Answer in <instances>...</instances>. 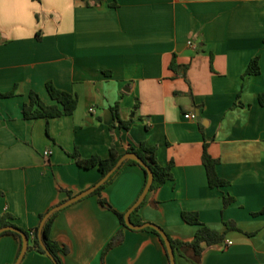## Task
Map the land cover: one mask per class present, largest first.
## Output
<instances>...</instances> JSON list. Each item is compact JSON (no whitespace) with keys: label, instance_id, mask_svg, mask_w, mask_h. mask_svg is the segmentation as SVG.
<instances>
[{"label":"crops","instance_id":"crops-1","mask_svg":"<svg viewBox=\"0 0 264 264\" xmlns=\"http://www.w3.org/2000/svg\"><path fill=\"white\" fill-rule=\"evenodd\" d=\"M112 2L0 0V93L14 91L0 98V215L35 228L40 214L101 179L70 154L106 158L111 147L122 154L145 143L160 165L172 164L173 177L147 193L141 220L191 241L198 226L181 213L195 212L224 235L196 264H264V213L255 215L264 209V0ZM256 56L260 73L245 76ZM47 82L74 94L76 109L48 122L25 120L30 92L53 103ZM116 103L128 128H111ZM205 144L225 187L208 186ZM142 186L143 172L131 165L101 196L125 212ZM227 194L234 201L224 208ZM56 212L50 237L66 249L63 264H169L158 237L141 230L123 229L122 242L104 254L121 225L97 195ZM17 247L13 236H0V264H13ZM20 264L53 262L29 251ZM175 264L195 263L176 255Z\"/></svg>","mask_w":264,"mask_h":264},{"label":"trees","instance_id":"trees-1","mask_svg":"<svg viewBox=\"0 0 264 264\" xmlns=\"http://www.w3.org/2000/svg\"><path fill=\"white\" fill-rule=\"evenodd\" d=\"M38 1V0H34ZM112 6H116V0H113ZM264 43V39H263ZM171 68L176 71L177 67L175 66L174 62L171 63ZM260 73L259 68V58L258 56L253 57L246 68L245 76L246 75H258ZM47 93L52 100V104L45 105L41 102L39 96L35 92H30L28 94V102L23 104L22 107V116L25 120H37V119H43L46 122L57 119L62 116H68L71 115L77 106V98L74 94L57 89L51 82H47L46 85ZM14 95V91L8 92V93H0V98H8L12 97ZM259 103L260 105L264 106V94L259 95ZM111 112L113 115V125L111 128H113L115 125H119L120 127L128 128V125L130 121L124 122L119 118V111H118V104L116 103L112 108ZM132 152L135 153L142 163L150 170L152 173L153 179L152 183L150 185L149 191L154 192L157 189H159L161 186H163L166 182L170 181L172 179V172L171 167L172 164L169 163L166 166H162L158 163L156 158V149L155 147L147 146L145 143H140L136 147H128L124 153ZM124 153H118L114 147L110 148L109 155L106 158H101L99 156L93 155L89 158H82L77 151L70 154V156L74 159L75 163L84 169H91L96 168L101 178L108 173V171L116 164L118 159L124 154ZM202 165L205 168L206 177H207V183L210 188H221L225 187L229 184L228 181L221 179L217 173H216V166L218 164V159L213 158L209 155L207 151V145L205 144L203 146V152L201 156ZM137 166L141 169L143 172V186L141 189L140 194L144 190L148 175L143 165L139 164L138 162L134 160H126L124 161L119 167L116 168V170L112 173V175L106 180L104 184L99 186L95 191L91 193V195H97L98 196V203L109 210H111L115 216L117 217L119 224L121 225V229L117 231V233L111 238L109 243L107 244L104 254L111 248L115 247L116 245L120 244L123 240V229H128L124 225V215L125 213L134 205V203L127 209L125 212H119L114 210L111 205L101 196V191L109 185L119 173L123 169H125L127 166ZM68 197L72 196L71 192H66ZM139 194V196H140ZM138 196V197H139ZM223 207H227L230 205L234 198L230 195H223ZM143 204L141 202L131 213H130V221L134 225H142L144 222L139 217L138 210L140 206ZM48 212V211H47ZM43 213L39 215V224L32 229H23L19 226H17L13 220L14 217L8 213L5 212L2 215H0V228L4 226H11L19 229L21 232H23L28 241L27 251H36L40 254L47 255L53 262V264H63L61 256L66 253V249L64 246L60 245L56 241H54L50 237V229L51 225L53 223V220L58 212L53 213L43 224L40 236H39V226L41 223V220L47 213ZM264 209H262L260 212L256 213L263 214ZM182 220L191 225H197L198 229L191 241H182L178 239H173L167 235V238L170 241L171 248L173 250L174 258L176 255H179L183 258H185L188 261H191L193 263H198L199 259L201 257V254L205 250V248L221 244L224 239L223 234H219L213 230H210L206 226H204L200 221L198 214L195 212H182L181 213ZM225 226L227 229L232 228V224L225 222ZM159 227V226H158ZM129 230V229H128ZM132 231V230H131ZM141 231H146L154 234L158 237L163 250L165 252V255L167 257V260L169 262L168 254L166 252V247L163 243V240L161 239L160 235L152 228H145ZM2 235H11L15 238L17 242V253L15 259H17L21 247H22V239L21 236L18 233L12 232V231H6L0 234ZM170 264V262H169Z\"/></svg>","mask_w":264,"mask_h":264},{"label":"water","instance_id":"water-1","mask_svg":"<svg viewBox=\"0 0 264 264\" xmlns=\"http://www.w3.org/2000/svg\"><path fill=\"white\" fill-rule=\"evenodd\" d=\"M126 160H134L136 162H138L139 164L143 165L147 175H148V179H147V183L146 186L144 188V190L142 191V193L140 194V196L138 197L137 201L134 203V205L125 213L124 215V225L131 230H143L145 228H152L154 229L161 237V239L163 240V243L166 247V252L168 254V258H169V262L170 264H175V258H174V254H173V250L171 248L170 245V241L167 238V235L165 234V232L158 227L155 224L152 223H144L142 225H134L133 223H131L130 221V213L145 199L150 185L152 183V173L150 172V170L142 163V161L140 160V158L132 152H128V153H124L116 162V164L108 171V173L106 175H104L94 186H92L91 188L67 199L65 202L54 206L53 208H51L43 217V219L41 220L40 226H39V236H40V231L41 228L43 226V224L45 223V221L56 211H59L60 209L71 205L72 203L77 202L78 200H80L81 198L89 195L90 193H92L93 191H95L99 186H101L102 184H104L106 182V180L112 175V173L116 170L117 167H119L124 161ZM6 231H12L15 233H18L21 236L22 239V247H21V251L17 257V259L15 260V262L13 264H20V262L22 261L23 257L25 256V253L27 251V246H28V241H27V237L26 235L21 232L19 229L15 228V227H11V226H4L0 228V234H2L3 232ZM48 255V253H47ZM49 256V255H48Z\"/></svg>","mask_w":264,"mask_h":264},{"label":"built area","instance_id":"built-area-1","mask_svg":"<svg viewBox=\"0 0 264 264\" xmlns=\"http://www.w3.org/2000/svg\"><path fill=\"white\" fill-rule=\"evenodd\" d=\"M189 43H191V42H189ZM184 117L186 118V119H194L195 118V115L194 114H186V115H184ZM50 154V152L49 151H45L44 152V155L45 156H48ZM232 244V242H230V241H226V245H231Z\"/></svg>","mask_w":264,"mask_h":264}]
</instances>
